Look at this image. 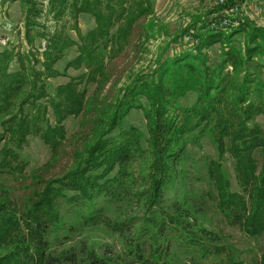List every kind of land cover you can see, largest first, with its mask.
Listing matches in <instances>:
<instances>
[{
    "label": "trees",
    "instance_id": "16d2710c",
    "mask_svg": "<svg viewBox=\"0 0 264 264\" xmlns=\"http://www.w3.org/2000/svg\"><path fill=\"white\" fill-rule=\"evenodd\" d=\"M16 1L24 7L28 48L11 44L0 51V172L24 176L30 138L57 149L70 116L91 112L96 125L77 150L74 168L50 178L33 175L25 206L0 185V264H173L172 239L191 247L201 264H246L201 223L200 193L183 188L191 146L204 150V141L210 142L216 157L206 159L207 193L217 211L251 238L264 236V26L243 14L246 0L218 1L180 31L166 33L155 66L132 76L105 103L96 90L89 94V86L105 82L112 59L133 35L149 41L165 32L152 21L138 28L155 13V0L2 3ZM81 15L95 23L84 32ZM215 46L217 60L208 54ZM73 48L76 54L62 70L60 62ZM15 57L19 63L12 66ZM69 68L80 73L52 86L50 79ZM191 94L193 102L184 104ZM132 110H141L144 127L127 123ZM226 155L234 162L237 190ZM122 196L144 201L141 224L106 220L100 201ZM78 215L84 223L105 221L123 249L117 255L85 249L78 262L70 246L62 259V251L55 252L65 217ZM209 254L225 259L209 261ZM250 264H264V244Z\"/></svg>",
    "mask_w": 264,
    "mask_h": 264
},
{
    "label": "rangeland",
    "instance_id": "374dc122",
    "mask_svg": "<svg viewBox=\"0 0 264 264\" xmlns=\"http://www.w3.org/2000/svg\"><path fill=\"white\" fill-rule=\"evenodd\" d=\"M216 2L215 0H155V13L143 19L138 24V28H141V23L152 21L157 25H161L165 32L157 33L149 41L141 39L139 37L140 33L133 35L128 47L112 59L108 78L103 83L90 85L89 94H93L96 90L95 96L98 97V101H104L103 99L111 101L118 89L131 81L132 76L137 73L148 72L155 66L153 61L159 48L169 39L166 33L180 31L190 21L191 16L206 12ZM241 11L254 19L259 25L264 26V0H246L241 7ZM23 19L24 7L20 2L3 4L0 0V51L11 44L19 45L20 49L28 48L23 36ZM51 23L52 21L49 22V24ZM79 23L83 32L95 25L93 18L86 15H81ZM72 35L76 36L73 30ZM74 49L67 52L60 62L62 70L65 63L76 54ZM208 52L212 59L217 60L220 57L218 46L210 48ZM18 63L15 57L11 65ZM66 72L67 75L51 78L50 83L52 86L56 87L67 82L70 78L69 75H77L80 70L69 68ZM194 98L195 96L191 94L182 99V102L191 104ZM127 123L144 127L145 120L141 110H132L127 117ZM65 125L67 129L66 139L57 149H52L51 146L38 137L30 138V142L24 147L23 151L25 158L28 159L24 176L16 178L7 172H0V185L7 188L20 207L26 205L30 194L33 192V175L50 178L75 167L77 162L76 152L87 137L91 135L96 123L93 113L83 112L78 116L67 118ZM204 145V150L191 146L192 157L188 160L187 166L185 165L190 174H186L183 188L187 191L200 193L199 200L197 199V202L200 203L198 209L202 217L200 221L208 229L222 235L224 240H221L220 243L224 244L227 251L232 253L235 258L244 260L246 264L253 263L260 258L264 236L251 238L238 226L229 225L217 211L214 196L207 193L210 187L206 180V159L216 157V150L208 141H204ZM226 157L225 168L233 180V189L237 190L238 184L233 174L234 162L228 155ZM100 202L102 205H106L105 218L110 222L126 218L128 222H132L133 225L137 226L145 219L144 201H140L136 197L122 196L120 199L113 200L108 204L102 200ZM65 221L67 225L60 232L61 238L55 252L57 254L62 251V259L65 258L64 254H68L67 250L70 246L78 262L80 261L79 258L83 257V250L85 249H95L101 253L111 255H117L123 249L121 236L112 230L105 221L84 223L83 218L79 215L75 218L65 217ZM172 240L171 251L173 255L171 257L173 264H191V261H199L200 264L204 262L199 258V255L192 257V254L193 256L195 254L192 252L191 247L188 249L184 244H179L176 239ZM224 259L225 255L213 257L209 254L208 257L209 261Z\"/></svg>",
    "mask_w": 264,
    "mask_h": 264
},
{
    "label": "built area",
    "instance_id": "2783aa9c",
    "mask_svg": "<svg viewBox=\"0 0 264 264\" xmlns=\"http://www.w3.org/2000/svg\"><path fill=\"white\" fill-rule=\"evenodd\" d=\"M215 1L218 2V1H222V0H215ZM228 23H229V22H228V19H224V20H223V24H224V25H225V24H228Z\"/></svg>",
    "mask_w": 264,
    "mask_h": 264
}]
</instances>
